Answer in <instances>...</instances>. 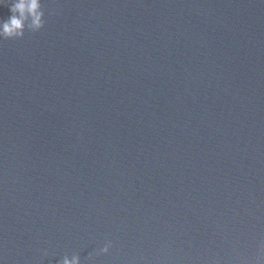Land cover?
<instances>
[{"label":"clouds","instance_id":"1","mask_svg":"<svg viewBox=\"0 0 264 264\" xmlns=\"http://www.w3.org/2000/svg\"><path fill=\"white\" fill-rule=\"evenodd\" d=\"M12 15L2 25V34L5 38L23 36L25 20L31 17L32 26L39 29L42 26L41 0H17L9 8ZM64 264H76V261L65 260Z\"/></svg>","mask_w":264,"mask_h":264}]
</instances>
